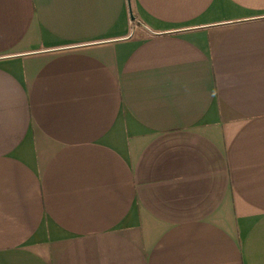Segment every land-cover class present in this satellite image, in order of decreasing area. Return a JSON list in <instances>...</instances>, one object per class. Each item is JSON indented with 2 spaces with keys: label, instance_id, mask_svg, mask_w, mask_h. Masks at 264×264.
<instances>
[{
  "label": "crops",
  "instance_id": "1",
  "mask_svg": "<svg viewBox=\"0 0 264 264\" xmlns=\"http://www.w3.org/2000/svg\"><path fill=\"white\" fill-rule=\"evenodd\" d=\"M0 264H264V0H0Z\"/></svg>",
  "mask_w": 264,
  "mask_h": 264
},
{
  "label": "built area",
  "instance_id": "2",
  "mask_svg": "<svg viewBox=\"0 0 264 264\" xmlns=\"http://www.w3.org/2000/svg\"><path fill=\"white\" fill-rule=\"evenodd\" d=\"M129 25L131 29H137V27L141 26L139 20L137 21V19L134 16L130 17Z\"/></svg>",
  "mask_w": 264,
  "mask_h": 264
},
{
  "label": "rangeland",
  "instance_id": "3",
  "mask_svg": "<svg viewBox=\"0 0 264 264\" xmlns=\"http://www.w3.org/2000/svg\"><path fill=\"white\" fill-rule=\"evenodd\" d=\"M137 21H138V19H137ZM137 28H139V27H137Z\"/></svg>",
  "mask_w": 264,
  "mask_h": 264
}]
</instances>
